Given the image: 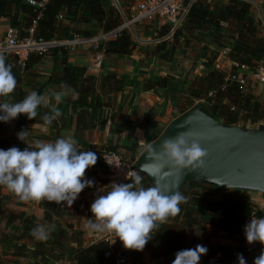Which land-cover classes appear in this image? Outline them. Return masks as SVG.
<instances>
[{
    "label": "trees",
    "instance_id": "16d2710c",
    "mask_svg": "<svg viewBox=\"0 0 264 264\" xmlns=\"http://www.w3.org/2000/svg\"><path fill=\"white\" fill-rule=\"evenodd\" d=\"M38 1V0H34ZM109 0H48L41 10L26 3V0H0V19L7 18L8 26L17 30L20 37H27L32 28L31 38L34 40L61 39L71 34L90 36L98 31H107L115 27L119 18L116 10L108 4ZM258 2L259 0H250ZM249 5L237 0H194L189 12L179 29L172 34V48L180 41L181 48H188L196 41V34L208 35L211 60L217 58L215 50H225L226 58L245 69L255 70L264 66V34L260 32L261 22L248 13ZM62 14V15H61ZM60 16V19H58ZM67 22L61 26L59 22ZM89 26V28H87ZM131 43L127 35H120L108 42L105 53L128 54ZM200 49V48H199ZM61 52L53 50L49 53ZM47 53V54H49ZM44 56V55H43ZM42 56L30 54L21 69L12 65L14 75L28 73ZM64 62V61H63ZM195 64V63H193ZM60 79L49 78L48 83L67 84L78 94L77 102L81 106L97 108L99 100L94 97V79L85 77V70L80 67H62ZM243 80V85L224 82V75L211 70L203 77L192 82L187 95L185 107L192 101H200L201 111L225 126H254L264 121V95L259 102L256 85ZM36 92L40 94L41 87ZM27 93L15 91L9 99L20 102ZM6 99V98H5ZM186 109H183V112ZM48 108H38L35 120H21L18 127L28 123H43L41 116ZM81 151L95 152L98 159L94 167L99 166L101 147L91 148L83 145ZM101 168V167H100ZM142 185L152 186L151 181L142 173ZM131 182V181H130ZM0 186V210L2 198ZM180 191L187 198L180 205V213L170 217L167 223L159 227V231L148 242L144 250L155 248L150 252V264H169L166 258L180 250L205 246L208 251L202 256V264H209L210 257L216 256L215 264H238L237 256L242 254L246 264H254V259L264 251V245L254 243L248 249L244 227L251 217H263L243 190L223 191L217 186L199 181L185 182ZM42 211L40 219L20 211L17 213L1 212L0 220L5 227L16 224L10 232L0 235V249L9 251L14 258L24 259L23 264H114L116 253L105 257L110 251L103 239L85 245L80 225L72 213L65 210V205H57L47 201L37 202ZM50 227V238L40 242L30 235L37 225ZM206 228H209L206 231ZM215 239L216 242L212 240ZM229 242V243H226ZM235 243V248L231 245ZM118 254V253H117ZM141 252L127 250L119 253L124 263L136 264Z\"/></svg>",
    "mask_w": 264,
    "mask_h": 264
},
{
    "label": "crops",
    "instance_id": "0c3cea01",
    "mask_svg": "<svg viewBox=\"0 0 264 264\" xmlns=\"http://www.w3.org/2000/svg\"><path fill=\"white\" fill-rule=\"evenodd\" d=\"M121 1H124V5L128 3L126 0ZM219 1L224 3L226 0ZM237 1L247 3L250 0ZM255 3V7L247 3L248 13L255 18L257 7L259 18L264 22V0ZM59 24L67 26V22L61 20ZM7 26L8 19H0V38L3 29ZM195 37L196 41L190 44L196 43L198 49L189 48L190 45L189 49L181 48L180 41L176 45L179 48L173 45L174 49H171L168 43H172V33L158 21L151 20L134 27L133 37H129L131 48L128 54L105 53L104 49L107 44L97 52L81 47L74 51H66L64 54L61 52L45 54L38 63L29 68L28 73L15 75L17 87L14 92L20 90L28 94L41 87L40 94L52 97L55 92L61 91V85L48 83L47 80L49 78L60 79L63 66L80 67L85 70V77L94 79V97L99 100V106L97 108L81 106L77 102L78 94L71 91L63 98L62 103L57 105L62 115L50 126L45 127L42 126L43 123L26 122L22 127H18V122L25 120L26 115H20L8 123L0 122V149L7 150L16 147L23 151L28 146L34 147V142L37 140L48 142L60 137L71 136L75 139L78 149L83 145H89L91 148L101 147V151L114 152L133 163L141 150L152 142L172 119L198 103L201 110L200 101L195 100H191L189 108L185 107V98L193 81L211 70L218 71L224 76L234 73L238 78L248 80L250 69L230 62L226 58L225 50H215L217 58L208 66L206 62L209 63L211 52L214 50L210 46V38L202 34H196ZM163 43L165 44L162 45ZM205 55L209 58L207 59ZM8 61L10 58L5 57V62L8 63ZM256 95L258 96L257 90ZM4 100L5 98H0V102ZM52 103H55L54 98ZM183 109L186 110L181 112ZM21 130L29 131L26 143L18 139L17 134ZM102 176L103 171L99 166L88 169L85 174L86 179H93L98 184ZM3 190L6 197L1 199L2 204L8 205L0 212L4 210L6 213L22 211L36 219L41 218L42 211L37 207V202H22L6 188H2L1 193ZM230 190L243 189L223 191ZM243 191L249 195L252 203L263 213L264 217V194L256 189H244ZM96 195L95 187L85 188L71 208L65 205V210L72 213L74 217L80 215L81 219L78 223L85 245L106 237L112 253L126 252L121 242L113 235L96 233L87 227L88 219L92 218L90 206ZM14 206L20 211L13 210ZM84 211L87 215L82 217L81 214ZM0 222L2 223L1 220ZM15 226L16 224L13 227L10 226L12 228L10 232L15 229ZM208 230L209 228H206V231ZM212 241L216 242L215 239ZM230 245L232 249L235 248V243ZM154 251L153 247L142 251L136 264H150L149 253ZM0 252H2L0 264H23L25 262L23 258L11 256L9 251ZM6 254H9V257H4ZM174 259L175 254H169L166 261L172 264ZM209 260V264H215L217 258L212 256ZM199 264H202L201 258Z\"/></svg>",
    "mask_w": 264,
    "mask_h": 264
},
{
    "label": "clouds",
    "instance_id": "9594fccd",
    "mask_svg": "<svg viewBox=\"0 0 264 264\" xmlns=\"http://www.w3.org/2000/svg\"><path fill=\"white\" fill-rule=\"evenodd\" d=\"M16 87L12 65L6 64L5 57L0 55V98L10 97ZM60 88L52 97L30 91L20 102L5 99L0 102V122L8 123L20 115L35 120L38 108L44 106L49 111L41 116L42 126H50L62 115L57 105L72 91L67 84H61ZM28 133L21 130L18 139L26 143ZM190 139L186 132L165 139L159 153L153 150L152 155H148L151 163H144L138 171L126 174L127 183L112 182L99 189L90 206L92 218L88 219L87 227L96 233L113 235L125 250L142 252L159 227L180 213V205L187 198L178 190L179 185L165 189L159 180L145 188L139 173L157 177L166 166L178 170L203 168L207 151L194 139L189 143ZM97 159L95 152L79 150L71 136L48 142L37 140L34 147L28 146L23 151L16 147L0 149V186L22 202L47 201L71 208L85 188L94 186V180L86 179L85 174L96 165ZM244 234L249 245L257 242L264 245V217H251ZM30 235L37 241H47L50 227L37 225ZM207 251L203 245L180 250L172 264H199ZM237 259L238 264H246L242 254H238ZM254 264H264V251L254 259Z\"/></svg>",
    "mask_w": 264,
    "mask_h": 264
},
{
    "label": "water",
    "instance_id": "95a60500",
    "mask_svg": "<svg viewBox=\"0 0 264 264\" xmlns=\"http://www.w3.org/2000/svg\"><path fill=\"white\" fill-rule=\"evenodd\" d=\"M179 132L189 133L207 151L203 168L178 170L166 166L157 177L140 172L152 184L159 180L162 188L175 189L188 181L213 184L221 190L256 189L264 194V130H241L238 126H225L200 110V104L172 119L147 144L133 162L134 170L151 163L148 155L159 153L165 139Z\"/></svg>",
    "mask_w": 264,
    "mask_h": 264
},
{
    "label": "built area",
    "instance_id": "2783aa9c",
    "mask_svg": "<svg viewBox=\"0 0 264 264\" xmlns=\"http://www.w3.org/2000/svg\"><path fill=\"white\" fill-rule=\"evenodd\" d=\"M48 0H26V3L38 10H41ZM194 0H129L125 5L119 0H112V6L116 10L119 18L118 24L107 31H99L94 35L83 36L71 34L61 39L34 40L31 38L32 28L27 31V37H20L17 30L7 26L3 29L0 38V55L10 58L13 64L23 69L30 54L43 56L53 50L74 51L76 48L86 47L92 52L99 51L105 44L117 39L120 35L133 37V29L145 21L155 20L168 28L173 34L183 24L191 4ZM255 7L253 1L247 2ZM255 18L259 17V10L255 8ZM60 19V16H58ZM262 27V25H260ZM248 78L259 85H264V66L255 70H250ZM224 82H234L243 85V79L238 78L234 73L224 76ZM107 161V162H106ZM100 167L103 171L101 182L94 183L97 189L105 188L112 182L127 183L126 174H130L134 168L133 163L123 159L114 152H103L99 157ZM93 180V179H92ZM130 182V180H129ZM87 215V212H85ZM251 220V219H250ZM248 220V223L250 222ZM109 244L106 237L103 238ZM248 244V249L252 248ZM111 251L105 254L109 256ZM114 264H127L119 254H115Z\"/></svg>",
    "mask_w": 264,
    "mask_h": 264
},
{
    "label": "rangeland",
    "instance_id": "374dc122",
    "mask_svg": "<svg viewBox=\"0 0 264 264\" xmlns=\"http://www.w3.org/2000/svg\"><path fill=\"white\" fill-rule=\"evenodd\" d=\"M127 2H129V0H126ZM119 2L120 3H124V1H121V0H119ZM108 4H110L111 6H112V0H109L108 1ZM113 7V6H112ZM258 19L261 21V25H262V27L260 26V32H261V34H264V22L262 21V19L261 18H259L258 17ZM264 36V35H263ZM167 43V42H166ZM165 43H163L162 45H164ZM169 45V48H172V43H168ZM191 47H195V48H197L198 47V45L196 44V43H194V44H190V47L189 48H191ZM175 48H179L178 46L176 47L175 46ZM188 48V49H189ZM173 49H174V47H173ZM198 49V48H197ZM5 57H7V56H5ZM205 57L208 59L209 58V56L208 55H205ZM252 83L253 85L255 84L256 85V87H257V93H258V101L260 102L261 100H262V98H263V92H264V85H259V84H257L256 82H254V81H252L251 79H250V81H249V83ZM250 83V84H251ZM259 86V87H258ZM184 103H186V101L184 102ZM241 130H264V121H261L260 123H258L257 125H254V126H244V127H240V126H238ZM103 177V176H102ZM1 195L2 196H4V198L6 197L5 196V191L3 190L2 191V193H1ZM8 202H10V201H8ZM10 203H12V202H10ZM9 203V204H10ZM6 205H8V204H2L1 203V209L3 210L4 208H5V206ZM13 210H17V211H20V209H17L16 208V206H14V208H13ZM82 215V217H85V211L81 214ZM0 216H1V212H0ZM86 218H88V217H86ZM76 219H77V221H80V215H78V216H76ZM83 220H84V218H82ZM3 223V222H2ZM1 222H0V235L2 234V232L3 231H5L6 230V232H8V231H10L12 228L10 227V228H6L5 226L3 227V224H2ZM13 227V226H12ZM2 228H4V229H2ZM0 251H5L4 249H0ZM2 252H0V254H1ZM4 257H9V254L7 255H4ZM11 257V256H10ZM127 263V262H126Z\"/></svg>",
    "mask_w": 264,
    "mask_h": 264
}]
</instances>
